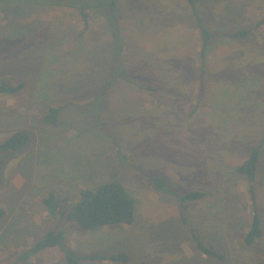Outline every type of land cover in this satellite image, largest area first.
I'll return each mask as SVG.
<instances>
[{"label": "rangeland", "instance_id": "rangeland-1", "mask_svg": "<svg viewBox=\"0 0 264 264\" xmlns=\"http://www.w3.org/2000/svg\"><path fill=\"white\" fill-rule=\"evenodd\" d=\"M27 1L0 0V79L24 85L0 95V143L30 135L0 152V264H66L59 247L19 259L58 227L43 199L69 209L110 181L134 199V223H71L65 241L80 264H264V0H200L197 14L187 0H119L123 73L101 17L86 29L75 9ZM199 22L212 36L204 52ZM52 107L57 125L43 120ZM257 146L253 201L236 169ZM153 177L205 196L181 202ZM253 205L263 235L247 246ZM115 254L128 261L84 259Z\"/></svg>", "mask_w": 264, "mask_h": 264}, {"label": "trees", "instance_id": "trees-1", "mask_svg": "<svg viewBox=\"0 0 264 264\" xmlns=\"http://www.w3.org/2000/svg\"><path fill=\"white\" fill-rule=\"evenodd\" d=\"M35 5H45L53 7L71 8L77 10L81 17L85 28L90 27V20L93 15L101 17L105 26L108 40L112 45V54L114 66H117L121 73L124 72L123 58L126 52V47L121 35L122 26L118 11L119 0H30ZM27 1V3H29ZM192 12L197 14L200 0H187ZM199 27L203 35V52L211 34L206 31L203 25L199 22ZM122 38V40H121ZM114 77L105 83L101 92L98 94V99L105 95ZM24 89L23 84L11 85L6 79H0V95L14 96ZM61 107H52L47 115L43 118L47 124L57 125L58 117L61 113ZM30 140L28 132H15L3 143H0V152H18ZM261 146L255 147L248 159L237 167V172L245 176L249 182L250 198L255 201V181L260 161ZM5 165L4 159L0 158V183L2 181V168ZM152 184L154 189L163 191L167 194H172L181 202H193L202 199L205 195L202 192H188L184 195H179L169 186L167 179L162 177H153ZM43 203L48 209L49 214L59 220L58 227L49 231L40 241L33 245L30 249L24 251L19 259H28L37 255L43 250L59 247L63 252L66 264H80L81 257L72 247L68 246L65 241L68 226L73 223L84 231L90 232L99 230L108 226L132 225L135 220V201L130 196L124 185L117 181H110L99 185L94 189H86L81 191L80 198L69 209H62L54 193L49 194L43 199ZM3 211H0V217L3 216ZM262 222L257 212L256 205H253V218L249 225L248 231L244 234V244L252 246L255 242L262 238ZM199 250L208 256L217 255L211 249L206 248L200 242L198 243ZM84 259L108 262L126 263L128 257L125 254L115 255H88Z\"/></svg>", "mask_w": 264, "mask_h": 264}]
</instances>
